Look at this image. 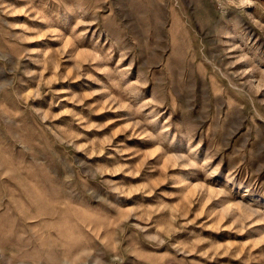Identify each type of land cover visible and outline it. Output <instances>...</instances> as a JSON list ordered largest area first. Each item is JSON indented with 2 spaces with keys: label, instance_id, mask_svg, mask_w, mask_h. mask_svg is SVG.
Listing matches in <instances>:
<instances>
[{
  "label": "rangeland",
  "instance_id": "1",
  "mask_svg": "<svg viewBox=\"0 0 264 264\" xmlns=\"http://www.w3.org/2000/svg\"><path fill=\"white\" fill-rule=\"evenodd\" d=\"M0 264H264V0H0Z\"/></svg>",
  "mask_w": 264,
  "mask_h": 264
}]
</instances>
